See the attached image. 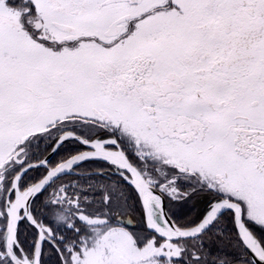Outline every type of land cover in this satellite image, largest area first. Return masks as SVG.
<instances>
[{
    "label": "snow or ice",
    "instance_id": "obj_1",
    "mask_svg": "<svg viewBox=\"0 0 264 264\" xmlns=\"http://www.w3.org/2000/svg\"><path fill=\"white\" fill-rule=\"evenodd\" d=\"M0 264H264V0H0Z\"/></svg>",
    "mask_w": 264,
    "mask_h": 264
}]
</instances>
